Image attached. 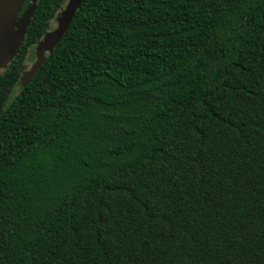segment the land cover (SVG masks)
Returning <instances> with one entry per match:
<instances>
[{"label": "trees", "instance_id": "16d2710c", "mask_svg": "<svg viewBox=\"0 0 264 264\" xmlns=\"http://www.w3.org/2000/svg\"><path fill=\"white\" fill-rule=\"evenodd\" d=\"M65 1L0 68V264H264V0H83L18 88Z\"/></svg>", "mask_w": 264, "mask_h": 264}, {"label": "water", "instance_id": "95a60500", "mask_svg": "<svg viewBox=\"0 0 264 264\" xmlns=\"http://www.w3.org/2000/svg\"><path fill=\"white\" fill-rule=\"evenodd\" d=\"M26 0H0V68H4L14 56L33 16L35 5L31 4L22 16L18 14ZM83 0H67L56 16V26L46 32L35 47V61L25 70L18 83L23 89L41 69L47 55L51 54L69 28Z\"/></svg>", "mask_w": 264, "mask_h": 264}, {"label": "rangeland", "instance_id": "374dc122", "mask_svg": "<svg viewBox=\"0 0 264 264\" xmlns=\"http://www.w3.org/2000/svg\"><path fill=\"white\" fill-rule=\"evenodd\" d=\"M65 4H66V1L63 2V3L61 4L60 8L58 9V13H59L60 10L63 8V5H65ZM29 7H30V6H28L27 8H29ZM58 13H57V14H58ZM57 14H56V16H57ZM56 16H55V18H56ZM55 18L49 23V26H48L46 32L51 31V30L56 26V20H55ZM31 64H32V62L25 61V67H26V70L30 67Z\"/></svg>", "mask_w": 264, "mask_h": 264}]
</instances>
